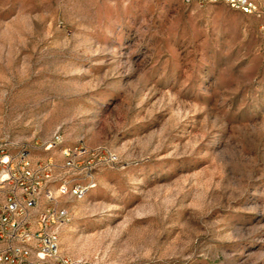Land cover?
I'll return each mask as SVG.
<instances>
[{"label": "rangeland", "instance_id": "rangeland-1", "mask_svg": "<svg viewBox=\"0 0 264 264\" xmlns=\"http://www.w3.org/2000/svg\"><path fill=\"white\" fill-rule=\"evenodd\" d=\"M248 1L0 0V140L100 151L96 186L62 198L74 261L264 264V0Z\"/></svg>", "mask_w": 264, "mask_h": 264}, {"label": "built area", "instance_id": "built-area-1", "mask_svg": "<svg viewBox=\"0 0 264 264\" xmlns=\"http://www.w3.org/2000/svg\"><path fill=\"white\" fill-rule=\"evenodd\" d=\"M184 1L255 9L248 0ZM99 154L83 142L67 145L59 132L23 143L0 140V264H79L61 248V232L72 221L62 198L81 200L96 186Z\"/></svg>", "mask_w": 264, "mask_h": 264}]
</instances>
